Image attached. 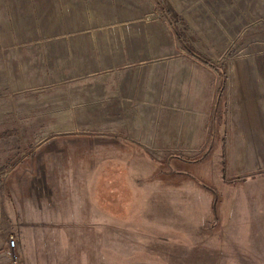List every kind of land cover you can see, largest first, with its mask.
Instances as JSON below:
<instances>
[{
    "label": "rangeland",
    "instance_id": "374dc122",
    "mask_svg": "<svg viewBox=\"0 0 264 264\" xmlns=\"http://www.w3.org/2000/svg\"><path fill=\"white\" fill-rule=\"evenodd\" d=\"M0 184L19 264H264V0H0Z\"/></svg>",
    "mask_w": 264,
    "mask_h": 264
},
{
    "label": "built area",
    "instance_id": "2783aa9c",
    "mask_svg": "<svg viewBox=\"0 0 264 264\" xmlns=\"http://www.w3.org/2000/svg\"><path fill=\"white\" fill-rule=\"evenodd\" d=\"M2 189L0 184V238L3 235L4 232V209L2 204ZM5 246H1L0 244V254H4L7 261L11 264H19L21 263V254L19 250V244L17 241V238L14 234H11L9 237L6 238Z\"/></svg>",
    "mask_w": 264,
    "mask_h": 264
},
{
    "label": "trees",
    "instance_id": "16d2710c",
    "mask_svg": "<svg viewBox=\"0 0 264 264\" xmlns=\"http://www.w3.org/2000/svg\"><path fill=\"white\" fill-rule=\"evenodd\" d=\"M172 30H173V35H175V36H177L178 37V39H179V41H181L182 43H185V37H184V35H182L181 34V31H178L177 30V28H172ZM188 47V46H187ZM186 47V48H187ZM188 50H190L191 52V54H192V56H196V57H198L199 58V60L203 63H205V65H207V63L208 64H210V62L209 61H207V60H204L203 58H201V56H199L200 54H197L193 49H189L188 48ZM203 63V64H204ZM212 67V66H211ZM216 71H217V69H216ZM226 82H224L223 80H221L220 81V83L218 84V85H216L217 87H216V91H215V96H216V94H217V100L219 101V102H221L222 101V103L224 102V93H223V84H225Z\"/></svg>",
    "mask_w": 264,
    "mask_h": 264
},
{
    "label": "crops",
    "instance_id": "0c3cea01",
    "mask_svg": "<svg viewBox=\"0 0 264 264\" xmlns=\"http://www.w3.org/2000/svg\"><path fill=\"white\" fill-rule=\"evenodd\" d=\"M121 65L122 64H119L118 66H121ZM227 139H228L227 142L230 144V140H229L230 138L227 137ZM0 255H2V254H0ZM0 263H4V259L3 258L0 259Z\"/></svg>",
    "mask_w": 264,
    "mask_h": 264
}]
</instances>
